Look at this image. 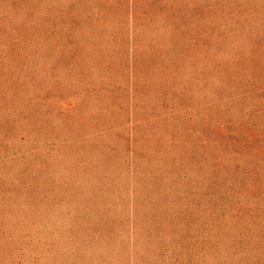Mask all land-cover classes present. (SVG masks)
I'll return each mask as SVG.
<instances>
[{"label": "rangeland", "instance_id": "rangeland-1", "mask_svg": "<svg viewBox=\"0 0 264 264\" xmlns=\"http://www.w3.org/2000/svg\"><path fill=\"white\" fill-rule=\"evenodd\" d=\"M0 264H264V0H0Z\"/></svg>", "mask_w": 264, "mask_h": 264}]
</instances>
